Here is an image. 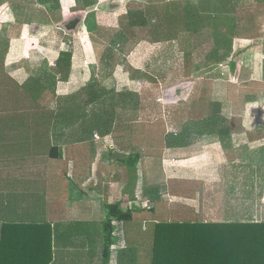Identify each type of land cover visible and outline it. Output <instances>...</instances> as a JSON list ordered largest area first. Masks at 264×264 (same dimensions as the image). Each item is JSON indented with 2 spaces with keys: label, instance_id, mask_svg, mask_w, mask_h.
<instances>
[{
  "label": "crops",
  "instance_id": "0c3cea01",
  "mask_svg": "<svg viewBox=\"0 0 264 264\" xmlns=\"http://www.w3.org/2000/svg\"><path fill=\"white\" fill-rule=\"evenodd\" d=\"M188 1L197 28L207 22L215 40L224 41L218 50L224 51L225 65H218L222 71L211 80L209 98L230 126L166 128L165 136L180 135V144L166 142L160 156H151L141 149L149 140L146 130L138 129L139 139L134 138L136 129L128 131L122 148L114 139L120 134L117 130L102 137L97 132L87 136L77 124L26 129L23 113L16 110L23 98L16 97L15 111L0 113V238L3 225H44L51 234L49 264H104L106 207L117 205L130 218L112 221L106 264H152L156 230L175 228L159 223H264V0H197L195 7ZM99 3L0 0V12H5L0 14L5 28L0 33L3 73L21 87L43 61L51 65L67 52L71 70L68 80L57 84V95L81 87L137 94L145 84L131 81L128 70L115 62L114 31L108 26L105 34V26H100L126 13L128 3L111 12ZM171 3L180 7V0ZM8 5L17 10V17L39 26L38 33L27 36L22 23L16 24L14 16L11 21ZM149 5L148 0L144 6L128 5L131 26L151 20ZM169 8L160 16L164 29ZM75 16L78 28L58 40L44 39V27L58 30L54 23ZM132 18L143 24H132ZM146 60L141 61L144 69L131 65L132 69L147 73ZM52 147L58 148L61 159H49ZM41 149L47 152L45 161L37 156ZM134 155L140 156L137 161ZM143 233L146 253H140ZM7 236L12 238L13 232ZM40 252L45 257L49 251L45 246Z\"/></svg>",
  "mask_w": 264,
  "mask_h": 264
},
{
  "label": "trees",
  "instance_id": "16d2710c",
  "mask_svg": "<svg viewBox=\"0 0 264 264\" xmlns=\"http://www.w3.org/2000/svg\"><path fill=\"white\" fill-rule=\"evenodd\" d=\"M174 16H180L179 29L174 32L179 49L185 55L191 57V61L197 58L194 51V37L197 34V25L194 14L188 0H180V7L172 6ZM170 22L167 18L164 19ZM167 20V21H166ZM132 24H143L142 21L131 19ZM70 53L61 52L56 61L51 65L43 61L37 69L30 72L31 84H25L17 88L26 94L27 104H32L38 108L42 106V98L49 94L54 100L51 108L54 117V127L63 129L67 125L77 124L87 136L97 132L104 137L113 130L120 134H115L114 139L122 148H125L124 141L127 143L128 131L137 130L134 138H140L141 131H147L149 144H146L143 150H146L151 156H160L164 152L168 142V135L165 136V128L153 126H125L123 118L126 106L136 108L138 103H134L136 96L134 94L122 91H106L103 89L93 90L87 87H81L78 90L59 96L56 94L57 84L66 82L71 70ZM204 63L193 65L192 75L203 78L204 87L199 99L194 103L196 110V119H192L186 128H223L230 126L229 121L224 120L219 111H211L215 104L210 102L209 96H206L205 89L210 88L211 80L215 75L207 74L210 69L219 65L225 55L218 49H213ZM206 60V59H205ZM209 69V70H208ZM206 74L207 77L202 76ZM205 75V76H206ZM5 92V91H3ZM2 97L3 106L10 102L5 98L20 97L21 93L11 94L5 92ZM13 96V97H11ZM115 98L122 103V108L118 114L119 121L114 119L113 111L115 108ZM21 101V97L19 98ZM6 101V102H5ZM23 103V102H22ZM100 105V106H99ZM133 108V109H135ZM51 113V112H50ZM51 113V114H52ZM166 139V140H165ZM141 155V154H140ZM137 161L139 155H134ZM51 161L61 159V153L57 147H52L49 151ZM108 219L104 222L105 247L103 250L104 264L108 258L109 241L112 234V221H125L130 218L128 212H122L117 205L106 207ZM160 225L171 224L175 226L172 229H158L154 237L152 264H264V223H244L239 221H224L222 223L197 224L192 221L162 222ZM169 225V226H171ZM180 226V229L178 228ZM12 231L13 237L8 238L7 233ZM18 244V245H17ZM17 247L15 248V246ZM48 249L47 256L44 252ZM51 246V234L49 228L37 224H19L3 225L0 238V264H49ZM38 248V249H37Z\"/></svg>",
  "mask_w": 264,
  "mask_h": 264
},
{
  "label": "rangeland",
  "instance_id": "374dc122",
  "mask_svg": "<svg viewBox=\"0 0 264 264\" xmlns=\"http://www.w3.org/2000/svg\"><path fill=\"white\" fill-rule=\"evenodd\" d=\"M97 1L100 2L99 4L102 10L105 12H111L112 9L120 8V6L123 7L125 3H128V5L131 3H138L144 6L145 2H147V0ZM195 1L197 0H192L193 7L198 6L195 4ZM171 2H173V0H148V3L150 4L148 9L151 10V20L147 24H143L138 28L131 26L129 22V14L130 11H132V7L128 8V5L126 12L127 14H120L119 16L115 17L116 19L114 21L107 20L105 21L104 25H100L101 27L105 26V34L108 33V26H111L114 31V35L111 33L105 36L109 38L113 35L111 38H113L112 41L114 40L116 46L114 52L118 55L115 56V62L120 63L124 70H128L131 81L139 80L143 81L142 84H145V86L143 85L142 89L139 90L137 94H134L136 96L134 103L137 102L138 106H136V108L135 106L131 108L130 106H126L123 110L125 111V115L122 118L123 122L126 123L124 127H131L134 125L153 126L165 128V130L166 128L171 130L185 127L192 119L197 118L195 115L196 110L193 106L198 96L200 86L202 85L201 89L203 91L205 84L203 78H197L195 75H192L191 71L194 69L193 65L196 63L201 64L207 61V57L211 54L212 50L215 49V47H217V49L222 48L224 41L215 40V34L212 28L207 25V22L199 23L197 28L198 32L194 37V51L196 52L197 58L191 61V57L189 55H185V53H183L178 47L176 40L177 38L174 35V32H177L176 30L179 29V23H177V21H180V16L176 17L172 13L174 8L170 7L173 4ZM12 8L13 6L8 5V10L11 14L13 13L11 21L13 20L14 16L16 24L22 23L23 31H25L27 36L30 34H37L39 26L32 24L30 20L29 22H25V19L17 17V10ZM168 8L169 11L165 18H167V20L170 22L166 20L167 23L164 29L163 21L161 20L160 16L161 13L165 12ZM124 11L125 9L122 10L121 13ZM1 13L5 12L1 11L0 14ZM67 20L54 23V26L59 28L58 30L50 27H44L45 30L41 31V33H43V37H45L44 39L58 40V36H62L64 33H70L72 32V29L75 30L78 28L79 16H75L72 21L70 20L67 22ZM4 29V27H1L0 33L3 32ZM10 31L14 30L11 29ZM5 35H10V37H12L14 34H9V32L6 31ZM97 36H100L101 38L102 34L98 33ZM27 46H30V44ZM221 52L224 53V51ZM137 55L138 57H136ZM144 59H147L146 61L148 63L149 70L147 73L132 69L131 65L136 68H143L141 61H144ZM16 60L17 59L12 61L16 62ZM225 61L226 56L220 64H223ZM215 69L216 66L210 69V72L207 74L214 75L219 73V71H222V68L219 66L217 70ZM223 72H225V70ZM205 75L206 74L204 73L202 76L207 77V75ZM71 83L74 84L73 82ZM188 83H190L192 86L189 85L187 89L184 88L187 87ZM25 84H31V80H28V82ZM70 87L73 88V85ZM209 89L210 88L205 89L206 96H210ZM3 91H8V93H11L12 95L17 91V93H21V99L27 98L26 94L24 95V92L19 90L14 82L9 80V78H7L5 73H3L2 69L0 68V113H7L5 110L15 111L17 107H15L14 103L10 102L7 106H3L4 104L2 103V97H4L6 94ZM110 91L113 92L115 90L111 89ZM20 97L18 96V98ZM23 99V103H20L18 109H16L23 113V127L26 129L33 127H40L42 129L55 128L54 117L51 111V108L54 105V100L52 97L43 99L42 106H45V108H38L37 106L34 107L32 104H27L26 100L24 102ZM114 101H116L117 104H115L113 115L114 119L119 121L118 114L120 111H122V103H120L119 99L117 98H115ZM210 110L217 112L219 109L216 106H212ZM94 139H97V135L94 137ZM168 142L180 144V135H169ZM146 144H149V140L146 141ZM37 156L41 157L40 159H43V161H45V159L47 160L46 150L41 149ZM232 219L239 218L232 217ZM130 223H132V221H130ZM139 225H141V223H138V226ZM143 235L146 236L140 242L142 243V250L140 253L142 251L146 253L145 242L147 241V233H143Z\"/></svg>",
  "mask_w": 264,
  "mask_h": 264
},
{
  "label": "built area",
  "instance_id": "2783aa9c",
  "mask_svg": "<svg viewBox=\"0 0 264 264\" xmlns=\"http://www.w3.org/2000/svg\"><path fill=\"white\" fill-rule=\"evenodd\" d=\"M94 137H96V134L94 135Z\"/></svg>",
  "mask_w": 264,
  "mask_h": 264
}]
</instances>
